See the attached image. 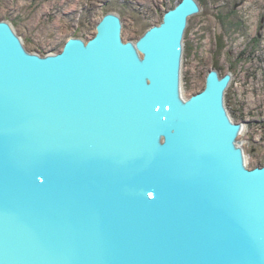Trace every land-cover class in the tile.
I'll return each instance as SVG.
<instances>
[{"label": "water", "instance_id": "95a60500", "mask_svg": "<svg viewBox=\"0 0 264 264\" xmlns=\"http://www.w3.org/2000/svg\"><path fill=\"white\" fill-rule=\"evenodd\" d=\"M180 0L137 40L109 11L29 50L0 19V264H264V164L211 68L183 93Z\"/></svg>", "mask_w": 264, "mask_h": 264}, {"label": "rangeland", "instance_id": "374dc122", "mask_svg": "<svg viewBox=\"0 0 264 264\" xmlns=\"http://www.w3.org/2000/svg\"><path fill=\"white\" fill-rule=\"evenodd\" d=\"M180 0H0V19L13 23L26 47L41 54L62 49L72 36L90 38L109 11L123 20V38L137 40ZM189 20L182 67L186 97L205 87L211 68L232 72L228 109L245 128L247 164H264V0H199Z\"/></svg>", "mask_w": 264, "mask_h": 264}, {"label": "bare ground", "instance_id": "6f19581e", "mask_svg": "<svg viewBox=\"0 0 264 264\" xmlns=\"http://www.w3.org/2000/svg\"><path fill=\"white\" fill-rule=\"evenodd\" d=\"M255 0H245V2L243 4L245 5H249L250 3L254 2Z\"/></svg>", "mask_w": 264, "mask_h": 264}]
</instances>
